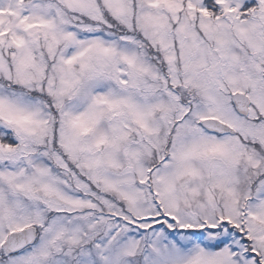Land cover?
I'll return each mask as SVG.
<instances>
[{
    "label": "snow or ice",
    "instance_id": "6c2138e0",
    "mask_svg": "<svg viewBox=\"0 0 264 264\" xmlns=\"http://www.w3.org/2000/svg\"><path fill=\"white\" fill-rule=\"evenodd\" d=\"M0 264H264V0H0Z\"/></svg>",
    "mask_w": 264,
    "mask_h": 264
}]
</instances>
